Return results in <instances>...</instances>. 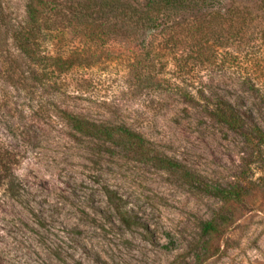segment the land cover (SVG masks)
Returning a JSON list of instances; mask_svg holds the SVG:
<instances>
[{
	"label": "rangeland",
	"instance_id": "obj_1",
	"mask_svg": "<svg viewBox=\"0 0 264 264\" xmlns=\"http://www.w3.org/2000/svg\"><path fill=\"white\" fill-rule=\"evenodd\" d=\"M25 4L0 0V264H264V145L208 117L195 97L211 86L246 127L264 130V0L234 2L241 15L222 25L234 28L230 61L220 51L216 66L189 61L179 71L198 39L188 13L146 40L182 42L177 58L159 48L147 55L143 32L112 17L116 27L95 44L73 30L37 39L38 56L81 55L59 76L41 72L13 39L29 28ZM72 117L125 127L145 151L79 134ZM236 187L240 202L216 196ZM209 222L218 228L205 234Z\"/></svg>",
	"mask_w": 264,
	"mask_h": 264
},
{
	"label": "trees",
	"instance_id": "obj_2",
	"mask_svg": "<svg viewBox=\"0 0 264 264\" xmlns=\"http://www.w3.org/2000/svg\"><path fill=\"white\" fill-rule=\"evenodd\" d=\"M235 1L239 0H144L141 4L131 5L121 0H103L98 5L93 0H85L83 3L78 0H26L25 13L29 28L24 31L17 30L13 39L23 55L31 62L37 63L36 66H43V69H39L41 72L46 73L53 70L59 76L71 69L81 55L70 53L66 60L63 59L62 54H53L52 51H49L38 56L36 52L38 51L37 39L41 38L44 41L59 39L64 36L65 30H73L75 34H78L77 37L87 41L90 45L95 44L106 38L105 33H108L106 28L116 27L115 25L110 27L109 21L113 17V19L120 18L122 20L123 28L130 25L132 29L143 32L144 37L141 45L143 49H146L147 55L152 53L153 48H159L176 57V49L182 42H173L172 38H169L165 42H158L154 47L152 43L146 44V40L148 37L155 39L164 35L165 30L172 29L167 23H171V26L175 22L180 23L183 13H188L189 15L186 16L192 22L188 23L190 30L187 33L191 38L197 37L198 39L192 40L191 46L195 49L194 51L189 50L188 54L180 55L177 59V61L180 60L177 65L179 71L184 70L189 61L191 67L216 66L219 62L220 51H224L222 53L226 56L227 61L232 59L231 54L226 52L235 41L234 28L232 25L225 27L222 25L228 21V17L241 15L238 8L233 7ZM225 3L230 6L221 12L219 9ZM200 13L202 14L198 16ZM171 18L176 21H171ZM235 34H239V30ZM187 42L185 40V44ZM151 63H154V59L151 60ZM151 68H154V65ZM210 87L203 88L195 96L205 103L203 107L208 117L232 132L241 133L244 129H248L252 136L249 141L254 149L259 151L264 145V130L253 123L246 127V124L227 102L221 103L220 100H217L216 94L209 95L212 89ZM210 96H213L217 101L214 107L209 106V101L212 100ZM186 97L189 100L195 98L190 94ZM71 121L74 130L79 134L98 135L104 141L116 142L118 140L122 149L136 148L139 153L145 151V140L139 134L131 132L125 127L121 126L110 130L107 127L90 124L75 117H72ZM156 161L165 170L178 167L176 163H172L168 159L157 158ZM216 196L223 201L240 202L245 194L240 187H236L229 190L221 189ZM123 221L126 222L125 218ZM217 228V224L209 222L203 225V232L205 234L214 233Z\"/></svg>",
	"mask_w": 264,
	"mask_h": 264
}]
</instances>
